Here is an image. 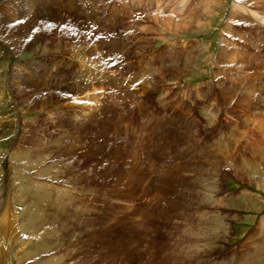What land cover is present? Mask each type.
<instances>
[{
    "label": "rangeland",
    "instance_id": "1",
    "mask_svg": "<svg viewBox=\"0 0 264 264\" xmlns=\"http://www.w3.org/2000/svg\"><path fill=\"white\" fill-rule=\"evenodd\" d=\"M0 264H264V0H0Z\"/></svg>",
    "mask_w": 264,
    "mask_h": 264
},
{
    "label": "bare ground",
    "instance_id": "2",
    "mask_svg": "<svg viewBox=\"0 0 264 264\" xmlns=\"http://www.w3.org/2000/svg\"><path fill=\"white\" fill-rule=\"evenodd\" d=\"M256 155H257V153H256ZM61 203H64V202H61ZM70 208H71V204H70V206H68V204L64 203V205L61 206V208H60L59 216L61 215L62 217H65V218H68L71 215H75L76 216V214L74 213V211L73 212H70ZM56 216H58V214H56Z\"/></svg>",
    "mask_w": 264,
    "mask_h": 264
}]
</instances>
